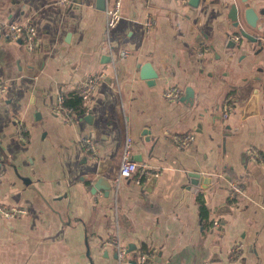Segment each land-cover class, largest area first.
Returning <instances> with one entry per match:
<instances>
[{
    "label": "crops",
    "instance_id": "0c3cea01",
    "mask_svg": "<svg viewBox=\"0 0 264 264\" xmlns=\"http://www.w3.org/2000/svg\"><path fill=\"white\" fill-rule=\"evenodd\" d=\"M112 1L0 0V208L25 210L0 212V264H119L110 237L129 251L124 264L143 249L150 264H264V42L242 34L262 39L264 0H121L107 28ZM12 23L33 25V51L7 37ZM100 72L86 109L76 87ZM170 86L182 90L175 103L163 98ZM58 92L73 123L52 113ZM15 120L27 127L23 143ZM187 132L193 142L177 148L172 136ZM127 137L132 158L157 173L141 185L114 182Z\"/></svg>",
    "mask_w": 264,
    "mask_h": 264
},
{
    "label": "built area",
    "instance_id": "2783aa9c",
    "mask_svg": "<svg viewBox=\"0 0 264 264\" xmlns=\"http://www.w3.org/2000/svg\"><path fill=\"white\" fill-rule=\"evenodd\" d=\"M185 3L187 0H179ZM57 3L61 5H68L69 0H56ZM121 8V0H113L106 10V26L107 28H113L121 19L120 14ZM154 18L150 14H145L144 18L141 21V27L144 33L148 34L152 31L154 26ZM6 35L13 41L21 40L24 43V46L28 51H33L37 45V33L33 25L30 23H12L7 27ZM239 37L236 35L233 37V41L237 42ZM262 41L264 42V35L262 37ZM103 72L97 73L95 75L88 76L84 78L81 82L78 83L76 87V96L80 100V102L84 105L86 109L89 107L86 105L88 99L90 98L91 94L99 85V83L103 80ZM6 84L0 78V95L6 92ZM182 95V90L177 86H170L165 88L163 91V98L167 103H175L179 100ZM232 110L231 104L229 101H224L221 105V117L225 119L230 111ZM52 113L54 115L59 116L62 121L66 124L73 123L77 118V111L76 109L69 105L66 102L65 96L62 92H58L56 95V102L54 107L52 108ZM15 134L17 139L20 142L26 141V133L27 127L19 120H15ZM172 139L179 149L187 148L194 140V135L192 132H187L183 135H174ZM80 147L83 151L95 156L97 155V147L94 141L90 137H83L79 141ZM131 145L132 141L131 138L127 137L124 141L121 158L119 162L118 174L114 178V182L117 183L121 179H133V181L139 185L143 183V181L153 178L157 176V173H152L145 164L135 161L131 155ZM247 155L250 160L252 161H262V155L258 149L249 148L247 150ZM241 193V186L239 183L233 182L229 185V195L235 196ZM0 212L5 217H10L15 214H24L25 211L20 208H9L4 209L0 208ZM213 227H217V221H214ZM107 245L114 244L116 246L117 252V261L119 264H124L127 261L129 251L126 247L120 245L115 237H110L108 241H106ZM241 249V245L235 243L233 245V251H238ZM152 259V254L150 250H140L135 255V263L134 264H150ZM203 264H209L208 261H205Z\"/></svg>",
    "mask_w": 264,
    "mask_h": 264
},
{
    "label": "water",
    "instance_id": "95a60500",
    "mask_svg": "<svg viewBox=\"0 0 264 264\" xmlns=\"http://www.w3.org/2000/svg\"><path fill=\"white\" fill-rule=\"evenodd\" d=\"M244 7H245V9H244V17H245V20H246L247 24L249 26L255 27L256 26V21L258 19V13L252 7H250L247 2L244 3ZM235 22H236V19H235ZM242 34L245 37H247L250 40H252L253 42H260L262 40V39H257L255 37H252V36L248 35L247 33H245L244 31H242ZM139 69H140V77L141 78L152 79L154 77V73H153V71L151 70V68L148 65H143V66L139 67ZM191 176L193 177L192 182H194V183H196L197 179H199V178L205 184L210 182V178L209 177H200L198 175V173H196V172H192Z\"/></svg>",
    "mask_w": 264,
    "mask_h": 264
},
{
    "label": "trees",
    "instance_id": "16d2710c",
    "mask_svg": "<svg viewBox=\"0 0 264 264\" xmlns=\"http://www.w3.org/2000/svg\"><path fill=\"white\" fill-rule=\"evenodd\" d=\"M80 101V100H79ZM79 101H77V102H74L73 103V105L75 104V105H78L79 104ZM68 103V102H67ZM69 104V103H68ZM70 105V104H69ZM202 207V209H203V206H201Z\"/></svg>",
    "mask_w": 264,
    "mask_h": 264
},
{
    "label": "rangeland",
    "instance_id": "374dc122",
    "mask_svg": "<svg viewBox=\"0 0 264 264\" xmlns=\"http://www.w3.org/2000/svg\"><path fill=\"white\" fill-rule=\"evenodd\" d=\"M24 210V209H23ZM25 211V210H24Z\"/></svg>",
    "mask_w": 264,
    "mask_h": 264
}]
</instances>
